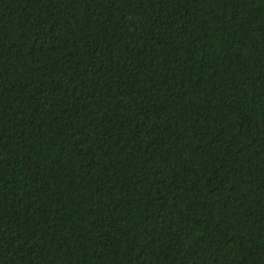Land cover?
<instances>
[{"label":"trees","instance_id":"trees-1","mask_svg":"<svg viewBox=\"0 0 264 264\" xmlns=\"http://www.w3.org/2000/svg\"><path fill=\"white\" fill-rule=\"evenodd\" d=\"M0 264H264V0H0Z\"/></svg>","mask_w":264,"mask_h":264}]
</instances>
